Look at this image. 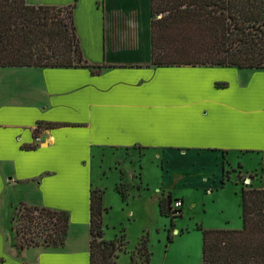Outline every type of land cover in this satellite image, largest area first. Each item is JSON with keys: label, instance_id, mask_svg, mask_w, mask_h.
<instances>
[{"label": "crops", "instance_id": "0c3cea01", "mask_svg": "<svg viewBox=\"0 0 264 264\" xmlns=\"http://www.w3.org/2000/svg\"><path fill=\"white\" fill-rule=\"evenodd\" d=\"M74 1L27 0L55 6ZM74 22L85 58L104 66L97 73L83 66L0 67V176L3 183L30 186L35 195L16 199L13 207L65 209L71 221L82 215L90 228L91 190L100 187L94 186L95 150L128 151L175 129L192 140L200 135L189 136L200 116L217 109L222 116L214 130L253 136L246 151L261 154L264 163V107L252 103L246 85L231 97L229 84L210 75L217 67L264 68L153 65L151 0H77ZM219 92L223 99L215 97ZM262 170L257 186L264 188ZM73 226L61 250L27 248L40 255L32 264H61L57 258L90 264V238L80 242Z\"/></svg>", "mask_w": 264, "mask_h": 264}, {"label": "trees", "instance_id": "16d2710c", "mask_svg": "<svg viewBox=\"0 0 264 264\" xmlns=\"http://www.w3.org/2000/svg\"><path fill=\"white\" fill-rule=\"evenodd\" d=\"M76 1L55 6L0 0V67L83 66L94 73L100 71L104 66L89 63L83 54L74 22ZM65 12L70 14V22ZM159 14L162 16L157 18ZM151 17L153 65L264 68V0H151ZM116 189L125 199L122 184ZM241 197L242 228L199 227L202 264H264V188L242 187ZM179 199L171 193L160 198V214L181 216L183 208L173 207ZM90 209V264H120V242L127 244L125 230L120 241L105 238L108 208L101 189L91 190ZM17 215L24 222L18 223ZM11 221L22 249L61 248L71 227L68 210L25 203ZM148 242L143 236L136 251L139 257L131 255L132 264L139 258L150 264Z\"/></svg>", "mask_w": 264, "mask_h": 264}, {"label": "rangeland", "instance_id": "374dc122", "mask_svg": "<svg viewBox=\"0 0 264 264\" xmlns=\"http://www.w3.org/2000/svg\"><path fill=\"white\" fill-rule=\"evenodd\" d=\"M69 15L64 13L68 22ZM161 16L159 14L157 18ZM169 32L173 34L174 29ZM210 75L229 84L227 91L231 97L237 96L242 85H246L243 90L247 91L252 103L264 107V69L217 67ZM219 93L215 97L223 99L224 94ZM218 111L215 110L213 116H200L196 132L190 131L189 136L200 135L189 141L185 140L188 139L184 137L186 133L175 129L169 130L168 135L160 140L148 141V137L147 144L134 146L128 151L116 147L95 150L94 186L104 190V204L109 208L104 218L105 238L120 241L124 230L126 234V246L120 242L117 258L120 264H132V254L139 257L136 251L143 236L149 239L150 264H202L203 234L199 227L242 228L241 189L258 187L263 174V158L259 153L246 151L249 149L246 146L254 143L253 136L234 133V130L233 133L214 130L212 123L222 116ZM177 142L183 143L178 145ZM212 144L216 149L210 148ZM223 150L227 153L223 154ZM121 181L127 192L125 199L116 190ZM32 193L30 186L15 182L6 184L0 176V264H32L34 259L39 263L40 255L36 256L33 249H22L17 244L11 221L20 207V204L13 207L12 203L18 198L35 197ZM170 193L174 198L183 196L185 199L181 216L165 217L159 212V199ZM17 217L18 223L24 222L20 215ZM79 217L80 221L71 222L74 224L73 234L79 235L82 242L90 238V228L83 224L87 223L84 217ZM65 245L61 248H35L61 250ZM145 260L136 259L134 264H147ZM56 261L61 264L74 262L65 258Z\"/></svg>", "mask_w": 264, "mask_h": 264}, {"label": "built area", "instance_id": "2783aa9c", "mask_svg": "<svg viewBox=\"0 0 264 264\" xmlns=\"http://www.w3.org/2000/svg\"><path fill=\"white\" fill-rule=\"evenodd\" d=\"M182 206H183V201L180 200V199L173 202V207L174 208L178 209V208H181Z\"/></svg>", "mask_w": 264, "mask_h": 264}]
</instances>
